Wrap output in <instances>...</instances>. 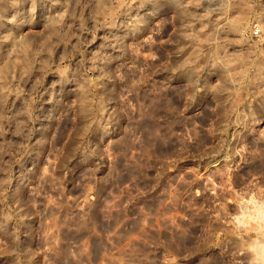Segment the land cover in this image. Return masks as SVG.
I'll list each match as a JSON object with an SVG mask.
<instances>
[{
	"label": "rangeland",
	"instance_id": "rangeland-1",
	"mask_svg": "<svg viewBox=\"0 0 264 264\" xmlns=\"http://www.w3.org/2000/svg\"><path fill=\"white\" fill-rule=\"evenodd\" d=\"M147 7L0 0V264H264V0Z\"/></svg>",
	"mask_w": 264,
	"mask_h": 264
},
{
	"label": "clouds",
	"instance_id": "clouds-1",
	"mask_svg": "<svg viewBox=\"0 0 264 264\" xmlns=\"http://www.w3.org/2000/svg\"><path fill=\"white\" fill-rule=\"evenodd\" d=\"M117 3H124L127 7H131V5L133 3H136L137 0H116ZM140 5L143 6H148L145 9V19H144V24L147 25L148 24V17L149 16H156L158 15L161 11H163L165 8H169L172 7L173 4L175 3V0H139ZM28 21L27 20H21L20 24L21 26L25 25ZM67 71V69L62 70L61 75L63 76L64 73ZM84 76H87V72L84 73ZM83 78V77H82ZM104 79H111V76H105V77H100L97 79H92L91 80V87L90 89L85 88V84H88L89 81L88 79L84 80V83L81 84L79 83V81L77 80H73L70 81L69 83H76V87L74 88H70V91L73 93H82L85 91L89 92V95L91 96V99L89 101H87L88 103V108H87V112L88 113H92L91 115H87V120L89 121L88 124L86 125V127L89 129V131L91 132L92 135L97 136L100 142H103V140L107 137H110L114 134V132L116 131V127H118V123L116 127H113L111 125H106L104 123H102L96 116H95V112L96 111H104L105 107L104 104L100 103L98 98L95 96V89L96 88H102V87H106L105 85L101 84V80ZM121 79H123V77H121ZM223 89V83H221L220 85H217L215 89H210V91H212L213 93H217L218 90ZM195 95L196 92H193V97L191 98L194 102L195 100ZM60 101H56L55 99L53 100V104L55 105L56 103H59ZM93 104H98L99 107L96 109H93L91 107V105ZM82 102L79 96H77V106L80 109L78 111V115H85V112L83 110V108L81 107ZM55 114H56V108L53 107L48 114V119H55ZM95 124L96 127L95 129L92 128V125ZM100 144L97 143L95 145V147L91 150V152H89L87 155H83L80 158V163H87L89 161V159L92 158L93 155H95L98 150H99ZM87 151V150H86Z\"/></svg>",
	"mask_w": 264,
	"mask_h": 264
},
{
	"label": "bare ground",
	"instance_id": "bare-ground-1",
	"mask_svg": "<svg viewBox=\"0 0 264 264\" xmlns=\"http://www.w3.org/2000/svg\"><path fill=\"white\" fill-rule=\"evenodd\" d=\"M8 7V6H7ZM16 11V10H15ZM15 13V12H14ZM20 13V12H19ZM16 14H17V12H16ZM15 14V15H16ZM14 15V16H15ZM16 16H18V14L16 15ZM15 16V17H16ZM11 19V20H10ZM9 19V21H12V19L13 18H10ZM15 20V19H14ZM11 24V23H10ZM9 24V25H10ZM16 25V24H15ZM13 28H14V26H13ZM12 28V29H13ZM26 44V43H25ZM24 45V44H23ZM24 48V47H23ZM259 112V111H258ZM261 112V111H260ZM255 144V143H254ZM249 146V145H248ZM260 160H262V161H264L263 159H260ZM256 162V161H255ZM257 162H259V161H257ZM257 166H258V168L261 170L262 168H264V162H262L261 164L259 163H256V165H254V168L255 169H257ZM250 168H251V166H250ZM254 169V170H255ZM261 172V171H260ZM256 193V192H255ZM259 195L258 196H250L248 199H243L242 197H240V199H238V201H237V211L239 212L238 213V215H237V221L241 224H244V225H246L245 223H246V221H245V223L244 222H242V220H241V217L239 216V215H247V216H249V217H251L252 219H255L256 217H257V220H261V221H264V199H262V197H264V194L263 195H261L260 193H258ZM255 195H257V194H255ZM262 196V197H261ZM237 200V199H236ZM243 217V216H242ZM259 218V219H258ZM259 221H256V223L257 224H259ZM241 224V228H242V225ZM247 225H249V224H247ZM246 225V226H247ZM250 225H251V227L249 226V227H246V228H244V232L247 234L246 236H248V237H250V236H254V240L257 242V246L255 247L256 249V251H255V254H258V255H260V256H256V255H252V254H254V252L253 253H251V251L250 252H248L249 253V255H252V258H253V256H255L254 258L256 259V257H257V259L261 262L262 261V259H264V223L263 224H259V225H253L252 226V224L250 223ZM243 229V228H242ZM242 240L243 239H241V241L239 240V243L238 244H242ZM246 240V239H245ZM244 241V240H243ZM248 245V244H247ZM246 246V245H245ZM248 247H249V245H248ZM243 248H245V247H243ZM251 253V254H250ZM262 255V256H261ZM251 257V256H250ZM253 258V259H254ZM253 259H252V261H253ZM255 262V261H254ZM254 262H251V263H254ZM255 264H258L257 263V261L255 262ZM261 264H263V261L261 262Z\"/></svg>",
	"mask_w": 264,
	"mask_h": 264
},
{
	"label": "built area",
	"instance_id": "built-area-1",
	"mask_svg": "<svg viewBox=\"0 0 264 264\" xmlns=\"http://www.w3.org/2000/svg\"><path fill=\"white\" fill-rule=\"evenodd\" d=\"M137 1H139V0H137ZM257 32H258V31H255V34H257Z\"/></svg>",
	"mask_w": 264,
	"mask_h": 264
}]
</instances>
